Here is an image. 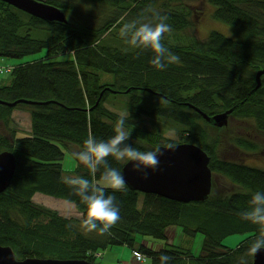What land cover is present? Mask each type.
Segmentation results:
<instances>
[{"label":"trees","instance_id":"16d2710c","mask_svg":"<svg viewBox=\"0 0 264 264\" xmlns=\"http://www.w3.org/2000/svg\"><path fill=\"white\" fill-rule=\"evenodd\" d=\"M43 1L64 12L67 22L45 21L0 1V58L45 50L37 60L15 65L11 82L0 86L3 101L40 102L0 104V151L9 150L16 158L10 185L0 192V245L10 246L17 259L95 262V253L127 245L149 264H158L161 253L173 258L171 264H240L242 259L251 264L252 255L246 250L259 228L242 220L240 213L249 206L252 193L264 191V169L223 156L230 142L220 136L227 128L214 127L187 104L209 116L232 109L231 117L261 132L264 143V74L255 88L256 72L264 67V0H200L213 7L212 17L228 24L233 34L210 31L205 38L181 35L192 29L191 17L205 9L196 12L186 0ZM150 6L168 16L172 31L163 42L180 57V63L164 71L150 64V52L129 47L119 35L121 17L125 21L150 18L145 11ZM110 94L126 95L129 144L149 151L167 143H193L207 153L213 179L205 201L182 203L126 186L122 192L106 193L116 197L121 216L110 234L81 228L85 207L61 181V146L72 152L89 134L105 140L113 135L121 114L105 105L114 101ZM21 108L30 117L29 131L23 135L12 118V112ZM144 116L172 122L178 140L148 129ZM231 144L232 150L258 149L247 138H232ZM108 161L120 170L124 164L111 157ZM74 173L89 179L100 175L93 177L78 162ZM218 178L226 179L232 188L220 189ZM35 193L72 202L81 216L65 217L35 203ZM170 225L180 227L188 237L200 234L198 251L175 245L154 251L135 245L138 235L165 239L164 229ZM236 233L247 235L235 248L222 244L225 236Z\"/></svg>","mask_w":264,"mask_h":264},{"label":"clouds","instance_id":"9594fccd","mask_svg":"<svg viewBox=\"0 0 264 264\" xmlns=\"http://www.w3.org/2000/svg\"><path fill=\"white\" fill-rule=\"evenodd\" d=\"M145 11L151 14L150 18L125 21L124 17H121L119 35L129 47L141 52H150L152 57L150 64L153 68L164 71L169 65L180 63V57L170 51L163 42L165 34L172 31L167 23L169 18L151 6ZM129 123L130 115H121L115 123L113 135L108 139H97L89 134L82 146H78L70 153L71 158L79 165L85 166L93 177L99 172L98 179L76 174L61 177V181L72 189L73 194L79 197L85 207L80 226L88 233L110 234V230L121 219L116 197L106 193L108 190L124 191L127 182L121 170L109 164V157L117 162L131 164L133 173L138 174L142 180H148L149 171L155 172L159 169L160 157L164 152L176 150L177 146L174 143H167L163 148L158 147L149 151L134 147L128 143L132 133L128 130ZM240 216L245 222L259 228L258 235L251 239L246 250L247 255H257L264 250V191L252 193L249 206L240 213ZM67 227L72 228L73 225L69 224ZM172 259L168 254L161 253L158 264H171ZM240 264H246V261L242 259Z\"/></svg>","mask_w":264,"mask_h":264},{"label":"rangeland","instance_id":"374dc122","mask_svg":"<svg viewBox=\"0 0 264 264\" xmlns=\"http://www.w3.org/2000/svg\"><path fill=\"white\" fill-rule=\"evenodd\" d=\"M186 2L190 6L193 5V10H197L196 12H199L204 8L205 9L202 14H199L196 17H191L193 27L192 29L181 33L182 36L191 35L196 36L198 38H205L210 31H217L223 34L224 36L232 37L233 34L229 25L212 17V6H209L201 2L200 0H186ZM202 3L204 5H202ZM44 53L45 50L21 58H0V66H5L7 65V63H14L15 65H17L32 60H37L40 56L44 55ZM11 80L12 75L10 73L0 74V86L9 84ZM125 96V94H110L108 98H114V101H106L105 105L111 110H114L115 112L121 115H126L127 112L123 107V103L126 101ZM12 118L15 123V126L19 129L21 135L29 131V113L25 109L21 108L14 110L12 112ZM143 121L144 125L148 129L151 128V130H157L168 139L178 140L175 125L172 122L163 119H155L151 121V117L148 116H144ZM254 134L255 131L253 130V126H251L249 123L233 119L230 120L224 135L222 134L220 137L226 142H229L230 140H232V138H247L257 143V145L259 146L257 151L264 150L262 136L255 137ZM61 148L63 150V158L61 160L63 176L75 174L74 170L77 166V162L71 158V151L68 148H65L63 146H61ZM223 156H225L227 159L235 160L242 164L264 169V160L260 159L261 155L256 154L255 152H253L251 156H246L244 152L225 148ZM217 186L220 189L225 190H229L232 188V185L226 179L223 178L217 179ZM140 197L142 198V196ZM32 200L35 203L42 204L48 208L55 209L60 215L65 217L79 218L81 216L80 212L76 210L74 203L68 202L61 198H54L41 193H35L32 197ZM164 233L166 235L165 239L155 238L149 235H138L135 237V245L138 246L140 244H143L154 251H159L161 249L169 247L170 245H175L183 249L191 248L193 252H197L202 240V236L200 234H197L194 237H188L182 233L180 227L175 225L167 226L164 229ZM246 235L247 233H236L227 235L222 240V244L229 248H235L246 237ZM94 256L96 258L95 263L97 264H139L135 260L134 252H132L131 248L127 245L114 246L101 253L97 252L94 254ZM108 256L112 257V260L109 261ZM144 264H149V262L146 261Z\"/></svg>","mask_w":264,"mask_h":264},{"label":"water","instance_id":"95a60500","mask_svg":"<svg viewBox=\"0 0 264 264\" xmlns=\"http://www.w3.org/2000/svg\"><path fill=\"white\" fill-rule=\"evenodd\" d=\"M25 13L45 21L67 22L64 12L43 0H0ZM264 67L256 72V87L261 84ZM150 91V90H149ZM155 95L158 93L152 92ZM50 101L45 102L47 104ZM19 103L39 104L40 102L20 99L13 102L3 101L1 105L15 107ZM194 109L208 123L216 128H227L232 109L214 115H207L191 104ZM174 152L165 151L160 157V166L155 172L149 171V179L142 180L131 171L132 165L124 162L123 173L126 186L144 194H155L177 202L189 203L205 201L212 189L213 173L209 167L210 158L207 153L193 143H177ZM163 148L164 145L158 146ZM157 147V148H158ZM163 151V150H162ZM16 169V158L9 150L0 151V192L7 189ZM0 264H97L85 259H56L26 257L17 259L13 249L7 245H0ZM252 264H264V250L252 256Z\"/></svg>","mask_w":264,"mask_h":264},{"label":"built area","instance_id":"2783aa9c","mask_svg":"<svg viewBox=\"0 0 264 264\" xmlns=\"http://www.w3.org/2000/svg\"><path fill=\"white\" fill-rule=\"evenodd\" d=\"M13 67L11 66H0V74H4V73H10L12 71ZM134 257L136 262H138L139 264H143L146 260H145V256L137 251H134Z\"/></svg>","mask_w":264,"mask_h":264},{"label":"flooded vegetation","instance_id":"af4514ba","mask_svg":"<svg viewBox=\"0 0 264 264\" xmlns=\"http://www.w3.org/2000/svg\"><path fill=\"white\" fill-rule=\"evenodd\" d=\"M253 130L255 131V137L256 136H258V137H261V135H262V133L261 132H259L258 133V131H256L255 130V128L253 127ZM230 143H229V149L230 150H232V144H231V140L229 141ZM259 147V146H258ZM234 149H236L235 147H234ZM238 151H241V152H244L245 153V155L246 156H251L252 154H253V152H255L256 154H260L261 155V158L260 159H262V160H264V150H261V151H252V152H245V151H243V150H241V149H237ZM259 152V153H258ZM253 256V255H252ZM251 264H252V258H251Z\"/></svg>","mask_w":264,"mask_h":264},{"label":"crops","instance_id":"0c3cea01","mask_svg":"<svg viewBox=\"0 0 264 264\" xmlns=\"http://www.w3.org/2000/svg\"><path fill=\"white\" fill-rule=\"evenodd\" d=\"M7 65H9V66H11V67H14L15 66V64L14 63H7ZM29 127H30V117H29ZM63 175V174H62ZM52 197V196H51ZM108 250V249H107ZM108 260L110 261V260H112V257H109L108 256Z\"/></svg>","mask_w":264,"mask_h":264}]
</instances>
